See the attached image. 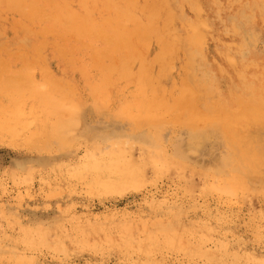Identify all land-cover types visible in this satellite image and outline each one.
Returning a JSON list of instances; mask_svg holds the SVG:
<instances>
[{"label": "rangeland", "instance_id": "obj_1", "mask_svg": "<svg viewBox=\"0 0 264 264\" xmlns=\"http://www.w3.org/2000/svg\"><path fill=\"white\" fill-rule=\"evenodd\" d=\"M7 1L11 2L9 11V7L5 9L9 6V3L6 5ZM7 1L0 0V264H264V169L260 168L261 163H252L250 167L245 165L243 160L252 156L247 157L239 152L234 136L225 128L230 122L225 125L226 120L222 121L229 116L238 117L235 120L232 118L234 124L237 120L236 132L241 130L238 127L240 119L255 117L250 120L264 121V0H162L161 6L170 12L165 14L174 17L168 21L169 27L172 24L170 33L173 32L176 38L172 41L179 48L174 46L170 57L173 62L170 60L166 69H162L161 78L158 68L162 65L153 60L157 49L155 40L133 38L132 46L137 43V51L131 49V45L122 51L143 54L146 61H143L144 58L137 59L146 62L143 63L144 69L153 68L147 69V76L151 79L141 76L124 80L118 71L106 73V69L114 65L109 57L113 55L115 62L122 55V51L107 45L104 40L108 35H115L116 28L104 26L107 28L105 34L99 38L95 37V33L91 35V32L78 35L69 28L66 31L67 26L52 19L54 14L62 10L86 8L85 11L93 13L92 18L98 22L106 16V8L109 7L104 1L109 0H25V4H21V0H15L17 3ZM112 1L116 8L121 7L124 0ZM136 1L142 5L155 0ZM30 2L35 5V8H29L33 10H29L31 16L24 13L28 11ZM19 5L23 8L15 11ZM198 6L199 12L196 10ZM34 11L37 19L33 15ZM161 17L159 25L164 23V16ZM188 25H197L196 28L201 26L198 31L202 33L199 35L200 38L201 35L204 37L191 47L195 52L192 56H188L187 46H181L180 37L185 34L183 32ZM46 30L51 32L47 33ZM58 34H62V38ZM173 34L168 35L171 37ZM176 49L178 51L175 53ZM188 57L192 59L190 62ZM32 59H37L38 64L33 61V65ZM1 60L4 64H1ZM134 60L132 69L141 68L142 71L143 67H139L142 63ZM120 62L116 60V67ZM184 67L187 73L182 70ZM42 69L47 70V73ZM17 76L19 83L15 80ZM9 77H14L12 82ZM24 77L27 81H23ZM154 77L158 79L157 82ZM21 82L28 88L23 87ZM150 82L152 86H149ZM16 83L22 85L18 90L16 87L19 85ZM33 84L43 86L42 92L38 90V95L34 94L37 89L33 90ZM54 84L55 87L49 86ZM143 84H147L146 89H143ZM6 85L11 88L3 91ZM163 85L164 92L161 88ZM183 88L190 92L183 94ZM152 90L156 91L155 96ZM191 90L198 94L199 100L194 98L195 104L192 103L200 108L199 112L212 116L213 120L217 111L221 110L222 115H216L218 118L212 122L207 119L202 121L205 114L200 113V117L196 111L200 119L195 122L197 117L193 115L196 112L191 110L196 107L191 109L193 105L186 104L193 99ZM46 94L52 97L51 103L47 100V104L46 99H43ZM175 98H180L182 103L179 104ZM54 99H58L56 103L60 108ZM165 102H168V111L162 108ZM173 102L176 105L174 110ZM46 104L48 108L43 106ZM100 104L102 109L97 110ZM181 105L185 106L184 110H181ZM206 105L215 111L210 116V109ZM53 108L56 110L54 113ZM79 108L82 113H79ZM61 109L64 112L61 113ZM154 109H157L156 112ZM75 110L78 121L72 117ZM185 110V116L194 113L192 126L189 124L192 120L186 122L191 116L182 122L181 111ZM239 111L241 115L237 113ZM153 113L152 121L155 116L160 118L159 121L157 118L156 122L146 119ZM256 114L261 115H257L261 120H256ZM179 115L182 121L178 117L177 123V117L174 116ZM13 116H17V120ZM68 116L73 121L70 118L71 121L66 123ZM247 120L243 121L246 124H241L244 129L249 127ZM14 121L18 126L11 128L8 124ZM199 121L203 126L201 123L199 126ZM69 124H72V129L68 130ZM254 125L257 127L252 122L251 128H255ZM62 129L63 133L68 130L67 135L64 133L66 136L60 133ZM255 130H252V135L260 131L254 135L256 138L261 135L262 129ZM158 134L160 136L155 137ZM257 138V143L253 141L254 145L264 142L263 136L259 140ZM119 146L123 149L119 150ZM260 146L261 149L263 146ZM259 148L257 151H260ZM148 150L151 152L148 153ZM157 151L160 152L157 157L161 159H157V162L155 156L152 164V154L156 155ZM261 156L263 164L264 158ZM171 157L172 162L176 160L180 167L182 165V170L178 168L180 171L176 172L177 164L169 162ZM260 158L253 160L257 163ZM162 159L170 163L168 167L162 164ZM159 163L161 165L158 166ZM234 177L242 179L249 191L246 187L248 192H245L242 189L244 185ZM211 179H214V184L221 179L225 184L230 182L227 186L235 185V189L229 191L231 186L226 188L225 184L221 185V181L214 185ZM232 182L235 184L232 185ZM210 185L220 187L221 191H216V187ZM213 190L215 193L211 192ZM222 191L227 192V195Z\"/></svg>", "mask_w": 264, "mask_h": 264}, {"label": "bare ground", "instance_id": "obj_2", "mask_svg": "<svg viewBox=\"0 0 264 264\" xmlns=\"http://www.w3.org/2000/svg\"><path fill=\"white\" fill-rule=\"evenodd\" d=\"M5 1H7V0H5ZM11 1V0H10ZM13 1H15V0H13ZM37 1V0H36ZM47 1V0H46ZM85 2H86V0H84ZM89 1H91V0H89ZM206 1V0H205ZM255 1H257V0H255ZM260 1V0H259ZM16 2V1H15ZM21 4H23L24 2H25V0L23 1V0H21ZM47 2H49V0L47 1ZM46 2V3H47ZM51 2V1H50ZM82 2V1H81ZM96 2V1H95ZM118 2V1H117ZM121 2V1H120ZM143 2V1H142ZM161 2H162V0L160 1V0H155V1H153L152 3H150V4H147V3H145V4H138L137 3V1L136 0H124L123 1V4L121 5V7H117L116 6V8H115V6H114V2L112 1V0H109V1H104V4H106V5H108V7L109 8H106V10H108L107 11V14H106V16L104 17V18H102L100 21H95L93 18H92V14H90V11L88 10V12L87 11H85L86 10V8H84L85 10H62V11H59V12H55L56 14H54L53 15V17H52V19H54V22H58V23H60V25H65V26H67L66 27V31H69V30H73L76 34H81V33H87V32H91V35L92 34H94L95 33V37H97V36H100V35H102L103 33L105 34V29H107L106 27H109V28H116V30L117 31H114V33H115V35L113 34V35H108L104 40H106V43H107V45H110V46H113L114 47V49L115 48H118L119 49V51L121 52L122 51V49H125L127 46H132V42H134V41H132V39L133 38H138V39H141V40H144V41H150V40H155V43L157 44V49H156V51H155V53H154V56H153V60L157 63V64H159V63H161L160 65H162L160 68H158V69H160V71H158L159 73H160V76H161V78H162V71L164 72V70L166 69V66H167V64H168V62L171 60V56H172V54H173V49H174V46H176L177 45V43L175 44L172 40L173 39H176L175 38V35L173 34V32L172 33H170L172 30H171V28L170 27H172V24H171V26L169 27V23H168V21L170 20L169 18H172V20H173V18L174 17H170V15H166V14H170V12L168 11V12H166L167 10H166V8L164 7V6H161ZM224 2V1H223ZM241 2H243V1H241ZM9 2L7 1V3H6V5L8 4ZM17 3V2H16ZM29 3V2H28ZM31 3V2H30ZM37 3V2H36ZM65 4H66V2H64ZM84 2H82V4H83ZM98 3V2H97ZM209 3V2H208ZM225 3V2H224ZM11 2L9 3V6H7V7H5V9L6 8H8L9 7V9H7L8 11L11 9ZM25 4V3H24ZM32 4V5H31ZM31 4H28L29 6H28V11L26 12V11H24L23 9L22 10H20L21 11V14H23V12L22 11H24V13L26 14H29L30 15V13L31 12H29V10H31L35 5H33V3H31ZM35 4V3H34ZM80 3H78L77 5H79ZM201 4V3H200ZM205 4V3H204ZM13 5H15V4H13ZM17 5V4H16ZM71 5V4H70ZM85 5V4H84ZM165 5V4H164ZM202 5V4H201ZM20 7L18 8V6H17V9L15 10V11H18L19 9H21V8H23V7H21V5H19ZM23 6V5H22ZM81 6V5H80ZM98 6V5H97ZM215 6V5H214ZM14 7V6H13ZM58 7V6H57ZM60 7H61V5H60ZM76 7V6H75ZM74 7V8H75ZM84 7H86V6H84ZM93 7H95V6H93ZM166 7L167 8H169V6H168V4L166 5ZM210 7V6H209ZM29 8H31V9H29ZM35 8V7H34ZM38 8V7H37ZM66 8H68V7H66ZM198 8H200V6H198L197 7V11L199 12V10H198ZM206 8V7H205ZM221 8V7H220ZM24 9H25V7H24ZM38 9H40V8H38ZM59 9V8H58ZM209 9V8H208ZM215 9V8H214ZM35 10V9H34ZM169 10V9H168ZM31 11H33V10H31ZM36 11L38 12V10L36 9ZM54 11H55V9H54ZM58 11V10H57ZM85 11V12H84ZM197 11H195V12H197ZM3 12V11H2ZM4 12H5V10H4ZM29 12V13H28ZM45 12V11H44ZM95 12V11H94ZM165 12H166V14H165ZM203 12V11H202ZM10 13V12H9ZM20 13V12H19ZM18 13V14H19ZM33 13V12H32ZM35 11H34V13H33V15L35 16ZM172 13V12H171ZM174 13V12H173ZM185 13V12H184ZM201 13V12H200ZM8 14V13H7ZM15 14V13H14ZM13 14V15H14ZM40 14H42L41 12H40ZM39 14V15H40ZM45 14V13H44ZM43 14V15H44ZM176 14H178V13H176ZM192 14V13H191ZM211 14V13H210ZM10 15V14H9ZM29 15H26V16H29ZM32 15V16H33ZM38 15V16H39ZM164 16V23H163V25H159V19L160 18H162L161 16ZM183 15V14H182ZM22 17L23 16H25L24 14L23 15H21ZM31 16V15H30ZM173 16V15H172ZM192 16V15H191ZM222 16H225V15H222ZM100 17V16H99ZM27 17H24L23 19H26ZM45 18V17H44ZM211 18V17H210ZM257 18H259V17H257ZM2 19V18H1ZM21 19V18H20ZM28 19V18H27ZM35 19H37V17L35 16ZM35 19H33V20H35ZM92 19V21L90 22V20ZM96 19V18H95ZM208 19V18H207ZM214 19V18H213ZM7 20H8V18H7ZM32 20V19H31ZM40 20V19H39ZM46 20V19H45ZM48 20V19H47ZM171 20V21H172ZM5 21V20H4ZM23 21V20H22ZM240 21V20H239ZM238 21V22H239ZM26 22V21H25ZM38 22V21H37ZM45 22V21H44ZM61 22L63 23V24H61ZM173 22V21H172ZM2 23V22H1ZM27 23V22H26ZM89 23H91V25L89 24ZM177 23V22H176ZM179 23V22H178ZM184 23V22H183ZM24 24V23H23ZM22 24V26L24 27V25ZM30 24V23H29ZM37 24V23H36ZM40 24V23H39ZM204 24V23H203ZM31 25V24H30ZM41 25H42V23H41ZM168 25V26H167ZM199 25H201V24H199ZM237 25V24H236ZM20 26V25H19ZM35 26V25H34ZM104 26H106V27H104ZM197 26V25H196ZM196 26L195 25H188V27H187V29L183 32V33H185L182 37H180L181 38V40H182V42H181V40L180 39H178V37H177V39L178 40H180V42H181V46L182 47H184V46H187V49L189 50L188 51V56L190 55V56H192L195 52H194V49H192L191 47L193 46V45H195V43H198L199 41L201 42V38H204L203 37V35H201V38H200V35L199 34H201L202 32H200L199 33V31H198V29L200 30V27H198V28H196ZM262 26H264V25H262ZM21 27V26H20ZM23 27H22V29H23ZM37 27V26H36ZM39 27V26H38ZM37 27V28H38ZM203 27V26H202ZM24 28H26V27H24ZM45 28V27H44ZM43 28V29H44ZM49 28V27H48ZM56 28V27H55ZM64 28V27H63ZM69 28V30H67ZM204 28V27H203ZM22 29H20V31L22 30ZM29 29V28H28ZM51 29V28H50ZM54 29V28H53ZM61 29V28H60ZM173 29V28H172ZM249 29V28H248ZM24 30V29H23ZM26 30V29H25ZM45 30V29H44ZM205 30H208V29H205ZM8 31V30H7ZM47 31V30H46ZM63 31H65V30H63ZM109 31V30H108ZM175 31V30H174ZM22 32V31H21ZM25 32V31H24ZM23 32V33H24ZM38 32V31H37ZM40 32V31H39ZM44 32V31H43ZM49 32H51V30L49 31ZM48 31H47V33H49ZM71 32V31H70ZM112 32H113V30H112ZM260 32H262V30L260 31ZM19 33V32H18ZM26 33V32H25ZM35 33V36H36V32H34ZM42 33V32H41ZM46 33V34H47ZM246 33V32H245ZM254 33V32H253ZM43 34V33H42ZM44 34H45V32H44ZM45 34V35H46ZM68 34V33H67ZM66 34V35H67ZM168 34H173L174 35V37H172L173 35H171V37H172V39H171V37L168 35ZM204 34V33H203ZM261 34V33H260ZM18 35H21V34H18ZM38 35H40V33H38ZM49 35V34H48ZM59 35V34H58ZM57 35V37H59L60 36V38H62V34L61 35H59L58 36ZM64 35H65V33H64ZM73 35V34H72ZM90 35V36H91ZM40 36H42V35H40ZM50 36H52V34L50 33ZM55 36V35H54ZM70 36V35H69ZM74 36V35H73ZM72 36V37H73ZM88 36V35H87ZM232 36V35H231ZM234 36V35H233ZM232 36V37H233ZM24 37V36H23ZM48 37V36H47ZM56 37V36H55ZM93 37H94V35H93ZM99 38H101V36L99 37ZM209 38V37H208ZM225 38V37H224ZM27 39V38H26ZM138 39H136V40H138ZM4 40V39H3ZM21 40V39H20ZM28 40V39H27ZM43 40V39H42ZM53 40V39H52ZM56 40H57V38H56ZM66 40V39H65ZM65 40H62V41H65ZM74 40V39H73ZM85 40V39H84ZM59 41V40H58ZM71 41H72V39H71ZM70 41V42H71ZM87 41V40H86ZM97 41H98V39H97ZM177 41V40H176ZM210 41V40H209ZM224 41V40H223ZM27 42V41H26ZM206 42H207V40H206ZM227 42V41H226ZM247 42V41H246ZM42 43V42H41ZM41 43H40V45H41ZM44 43H46V42H44ZM149 43V42H148ZM179 43V42H178ZM212 43V42H211ZM216 43V42H215ZM9 44V43H8ZM11 44V43H10ZM13 44V43H12ZM18 44H19V42H18ZM23 44V43H22ZM26 44V43H25ZM29 44V43H28ZM28 44H27V46H28ZM35 44V43H34ZM51 44V43H50ZM70 44V43H69ZM156 44H154V45H156ZM175 44V45H174ZM246 44V43H245ZM52 45V44H51ZM103 45V44H102ZM134 46H130L131 47V49H134L135 51H137V43L135 44H133ZM136 45V46H135ZM142 46H143V43L141 44ZM140 45V46H141ZM215 45V44H214ZM1 46H2V44H1ZM35 46V45H34ZM46 46H47V44H46ZM54 46V45H53ZM55 46H57L56 44H55ZM63 46V45H62ZM86 46H88V45H86ZM139 46V45H138ZM139 46V47H140ZM141 46V47H142ZM150 46V45H149ZM242 46V45H241ZM3 47V46H2ZM133 47H135V48H133ZM177 47V46H176ZM39 48H40V46H39ZM50 48V47H49ZM146 48V47H145ZM178 48V47H177ZM14 49V48H13ZM21 49V48H20ZM24 49H25V47H24ZM27 49V48H26ZM29 49H31V48H29ZM179 49V48H178ZM178 49H176L175 50V53L178 51ZM28 50V49H27ZM32 50V49H31ZM39 49H37V51L36 52H38V55L40 54L39 53V51H38ZM47 50V49H46ZM104 50V49H103ZM111 50V49H110ZM133 50V51H134ZM208 50V49H207ZM22 51H23V49H22ZM127 51H128V48H127ZM132 51V50H131ZM134 51V53H135V56H136V54H137V56L135 57V56H133V54L134 53H131V52H126V53H124L123 51H122V55H121V57L120 58H116V60L117 59H119V60H121V62H120V65L118 66V67H116V60H115V62H114V59L115 58H113V55H112V57H109V58H112L111 60H113V64L114 65H111V66H109L107 69H106V73H117V71H118V74L121 76V78H123L122 80H124V78H127V79H129V78H133V77H141V76H144V77H147V79H149L148 78V74H147V69L149 68V67H146V69H144L145 68V64H143V63H146V62H143L144 60H145V58H144V56H143V54H141L140 52V54H138V52L136 53ZM262 51H264V50H262ZM35 52V53H36ZM108 52H109V50H108ZM19 53V52H18ZM26 53V52H25ZM29 53V52H28ZM42 53H43V50H42ZM68 53V52H67ZM99 53V52H98ZM174 53V54H175ZM180 53V52H179ZM209 53V52H208ZM230 53V52H229ZM17 54V53H16ZM60 54H62V53H60ZM64 54V53H63ZM103 54V53H102ZM105 54V53H104ZM144 54L146 55V53L144 52ZM264 54V53H263ZM10 55V54H9ZM23 55V54H22ZM68 55V54H67ZM139 55V56H138ZM140 55H142V57L140 56ZM183 55V54H182ZM197 55H198V53H197ZM205 55V54H204ZM259 55V54H258ZM257 55V56H258ZM29 56V55H28ZM35 56V55H34ZM105 56H106V54H105ZM181 56V55H180ZM195 56H196V54H195ZM206 56V55H205ZM19 57L21 58V56L19 55ZM18 57V55H17V58H19ZM39 58L41 57V55L40 56H38ZM67 57V56H66ZM92 57V56H91ZM93 57H95V56H93ZM92 57V58H93ZM133 57H135V59L136 60H141V59H137V57L138 58H144L143 59V61H140L142 64H143V66H142V64L141 65H139V67H143L142 68V71L140 70V69H138V70H133L132 69V64H134V63H132L133 62ZM185 57V56H184ZM208 57V56H207ZM4 58V57H3ZM12 58H15V59H17L16 57H12ZM29 58V57H28ZM43 58V57H42ZM57 58V57H56ZM96 58V57H95ZM100 58V57H99ZM235 58H236V56H235ZM258 58H260V57H258ZM44 59V58H43ZM87 59H88V57H87ZM89 59H91V58H89ZM105 59H107V57H105ZM147 59V58H146ZM188 59H189V62L192 60L191 59V57H188ZM210 59V58H209ZM20 60H22L23 61V59L21 58ZM39 60V59H38ZM94 60V59H93ZM136 60H134V61H136ZM180 60V59H179ZM2 61V60H1ZM28 61V60H27ZM35 62V64L37 63L38 64V62H37V59L36 60H31V62L33 63V65H34V62ZM42 61V60H41ZM45 61V60H44ZM47 61V60H46ZM94 61H96V60H94ZM106 61V60H105ZM146 61V60H145ZM172 62H173V59L171 60ZM228 61V60H227ZM3 62V61H2ZM172 62H171V64H172ZM22 63V62H21ZM29 63H30V61H29ZM49 63H51L50 61H49ZM53 63V62H52ZM95 63V62H94ZM100 63H102V62H100ZM192 63V62H191ZM209 63V62H208ZM1 64H4V62L3 63H1ZM36 64V65H37ZM147 64H148V66H150L149 65V62H147ZM170 64V65H171ZM187 64H189L188 62H187ZM186 64V65H187ZM194 64V63H193ZM233 64H235V62L233 63ZM25 65V64H24ZM23 65V66H24ZM29 65V64H28ZM27 65V66H28ZM97 65H99L98 63H97ZM185 64H184V66H186ZM199 65V64H198ZM211 65V64H210ZM22 66V67H23ZM201 66H202V64H201ZM214 66V65H213ZM4 67V66H3ZM6 67H8V66H5V68ZM12 67V66H11ZM16 67V66H15ZM21 67V66H20ZM50 67V66H49ZM134 67H136V66H134ZM138 67V68H139ZM165 67V68H164ZM173 67V66H172ZM24 68V67H23ZM36 68V67H35ZM45 68V67H44ZM60 68V67H59ZM164 68V70H162ZM212 68V67H211ZM224 68V67H223ZM226 68V67H225ZM238 68V67H237ZM143 69H144V72H146V73H144L143 72ZM152 70L153 68H149V70ZM174 69V68H173ZM213 69V68H212ZM46 71V73H47V70H45V69H42V71ZM55 70V69H54ZM104 70V69H103ZM154 70H155V68H154ZM182 70H186L185 69V67H184V69L182 68ZM226 70V69H225ZM1 71H3V70H1ZM7 71V70H6ZM35 71V70H34ZM43 71V72H44ZM173 71V70H172ZM180 71V70H179ZM4 73H5V71H3ZM170 72V71H169ZM215 72V71H214ZM1 73V72H0ZM14 73V72H13ZM34 73V72H33ZM102 73V72H101ZM185 73H187V70H186V72ZM190 73V72H189ZM217 73V72H216ZM228 73V72H227ZM26 74H29L28 72L26 73ZM26 74H24V75H26ZM31 74V73H30ZM149 74H151L152 75V73H149ZM19 75V74H18ZM97 75V74H96ZM108 75V74H107ZM150 75V76H151ZM173 75V74H172ZM215 75V74H214ZM217 75V74H216ZM231 75V74H230ZM23 76V75H22ZM21 76V77H22ZM27 76V75H26ZM31 76V75H30ZM33 76V75H32ZM59 76V75H58ZM20 77V78H21ZM158 78H160L159 76H157ZM7 78V77H6ZM14 78V77H13ZM12 77H9L8 79L9 80H11V79H13ZM17 78V79H16ZM30 78V77H29ZM174 78V77H173ZM231 78V77H230ZM7 79V82L9 81ZM19 79V77L17 76V77H15V80H17V83H19L20 81L18 80ZM24 80L23 81H27L26 79H25V77L23 78ZM38 79V78H37ZM151 79V78H150ZM164 79V78H163ZM166 79V78H165ZM232 79V78H231ZM34 80H36V79H34ZM108 80V79H107ZM139 80V79H138ZM156 80V82L158 81V79L156 78V77H154V81ZM233 80V79H232ZM4 81H6V79H5V77H4ZM19 81V82H18ZM52 81V80H51ZM140 81V80H139ZM149 81V80H148ZM151 81V80H150ZM182 81H184V80H182ZM11 82H12V80H11ZM52 82H54V81H52ZM58 82V81H57ZM155 82V84H157ZM159 82H160V80H159ZM158 82V83H159ZM14 83V82H13ZM15 84V85H19V87L17 88L16 87V89L18 90L19 88H21V83L20 84ZM28 83H30V82H28ZM28 83H27V85H28ZM48 83V82H47ZM56 83V82H55ZM141 83V82H140ZM183 83V82H182ZM185 83H186V81H185ZM235 83H236V80H235ZM23 84V87H25L26 88V85L24 84V83H22ZM49 84V83H48ZM53 84V83H52ZM104 84V83H103ZM132 84V83H131ZM149 84V86L151 85L152 86V84H151V82L150 83H148ZM1 85V84H0ZM21 85V86H20ZM34 85V84H33ZM55 85L56 84H54V85H49V86H54L55 87ZM118 85V84H117ZM146 85L147 84H143V86H144V88L143 87H141L142 86V84H141V90H143V89H146L147 87H146ZM185 85H189V84H185ZM5 86V85H4ZM14 85H12V83H11V87H13ZM62 86H63V84H62ZM61 86V87H62ZM157 86V85H156ZM2 87V86H1ZM10 87V85H9V89L11 88ZM46 87V86H45ZM189 87V90L191 89L190 88V86H188ZM204 87V86H203ZM202 87V88H203ZM3 88V87H2ZM7 88V85H6V87L3 89V91L5 90V89H8ZM28 88V87H27ZM26 88V89H27ZM104 88V87H103ZM106 88H110V87H106ZM143 88V89H142ZM154 88V87H153ZM161 88H163V92H164V85H163V87H161ZM13 89V88H12ZM24 89V88H23ZM22 89V90H23ZM37 89V91H35ZM63 89H64V86H63ZM69 89V88H68ZM184 89V88H183ZM193 89V88H192ZM13 90H15V89H13ZM33 90L35 91L34 92V94L36 93H38L39 94V91H41L42 92V90H43V86H40V85H34L33 86ZM39 90V91H38ZM49 90V89H48ZM154 90H155V88H154ZM154 90H152V91H154ZM185 90V89H184ZM188 90V89H187ZM187 90H185V92L183 91V94H185V93H188V92H190V91H187ZM2 91V92H3ZM16 91V90H15ZM44 91H46L45 89H44ZM52 91V90H51ZM54 91V90H53ZM56 91V90H55ZM60 91V90H59ZM138 91V90H137ZM192 91V90H191ZM11 92V91H10ZM19 91H17V93H18ZM26 92V91H25ZM41 92H40V94H41ZM194 94H192L193 96H191V98H193V99H190V98H188V100L190 99V100H192L191 102H189V103H186V104H190L189 106H191V105H193V106H191V109L193 108V107H196L194 104V98L196 99H198L199 97H198V94H195V92L194 91H192ZM237 92V91H236ZM5 93V92H4ZM16 93V94H17ZM27 93V92H26ZM44 93V92H43ZM113 93V92H112ZM142 93V92H141ZM155 93H156V91H154L153 92V94H154V96H155ZM24 94V93H23ZM33 94V95H34ZM37 94V95H38ZM139 94V93H138ZM152 94V95H153ZM190 94V93H189ZM188 94V97H190V95ZM202 94V93H201ZM8 95V94H7ZM21 95V94H20ZM19 95V96H20ZM30 95V94H29ZM43 95V94H42ZM64 95V94H63ZM66 95H67V93H66ZM69 95V94H68ZM146 95V94H145ZM197 95V97H195ZM205 95V94H204ZM225 95V94H224ZM14 96V95H13ZM23 96V95H22ZM21 96V97H22ZM36 95H34V97H35ZM57 96V95H56ZM163 96H164V94H163ZM182 96V95H181ZM180 96V97H181ZM213 96V95H212ZM38 96H36V98H37ZM153 97V96H152ZM27 98V97H26ZM33 98V97H32ZM31 98V99H32ZM51 96L50 95H48V94H46V96H44V98L43 99H46V101L48 100V101H50V103H51ZM65 98V97H64ZM164 98V97H163ZM6 99H7V97H6ZM31 99H30V101H31ZM143 99V98H142ZM176 99V101L178 100L177 98H175ZM206 99H207V97H206ZM206 99H204V100H206ZM16 101L15 102H17V99H15ZM22 100H24V99H22ZM42 100V99H41ZM55 100V103H56V101H58V99L56 100V99H54ZM96 100V99H95ZM199 100V99H198ZM200 100L202 101V96L200 95ZM6 101V100H5ZM11 101V100H10ZM27 101H29V100H27ZM48 101L46 102L47 104H48ZM60 101V100H59ZM65 101V100H64ZM174 101V100H173ZM179 104L180 103H182V101L180 102V98H179ZM177 101V102H178ZM200 101V102H201ZM4 102V101H3ZM2 102V103H3ZM34 102V101H33ZM63 102V101H62ZM96 102H97V100H96ZM129 102V101H128ZM176 102V104H178ZM194 104H193V103ZM21 103V102H20ZM19 103V104H20ZM30 103V102H29ZM42 103H45V102H43L42 101ZM49 103V104H50ZM53 103H54V101H52V105H53ZM170 103V102H169ZM22 105L24 104V103H21ZM20 104V105H21ZM47 104L46 105H43V106H46L47 107ZM98 104V103H97ZM145 104V103H144ZM161 105H162V103H160ZM197 104H199V101H198V103ZM204 104H206L205 103V101H204ZM16 105V104H15ZM52 105L50 106V107H52ZM56 105H58L59 106V108H60V105L59 104H57L56 103ZM56 105H54V106H56ZM62 105V104H61ZM152 104H150L149 106H151ZM153 105H154V103H153ZM173 110H174V108H175V102H173ZM187 105V106H188ZM257 105V104H256ZM255 105V106H256ZM10 106V105H9ZM49 106V105H48ZM154 106H156V105H154ZM182 106V105H181ZM184 106V105H183ZM183 106L181 107V110L183 109L184 110V108H185V106H184V108H183ZM186 106V107H187ZM253 107V109L254 108H256V107ZM64 107V106H63ZM95 107V106H94ZM102 107V105L100 104L99 106H98V109L97 110H99V108L100 109H102L101 108ZM147 107V109H148V105L146 106ZM159 107V106H158ZM157 107V108H158ZM250 107V106H249ZM249 107H248V109H249ZM252 107V106H251ZM250 107V109H252ZM48 108V107H47ZM46 108V109H47ZM69 108V107H68ZM75 108V107H74ZM77 108V107H76ZM95 108H97V107H95ZM94 108V109H95ZM154 108V107H153ZM153 108L151 109V111H153ZM160 108V107H159ZM162 108L164 109V110H166V111H168L167 109L169 108V105H168V102H165L163 105H162ZM162 108H161V110H162ZM171 108V107H170ZM206 108H208V109H210L209 111H210V113L211 112H215V111H211V108H209L207 105H206ZM7 109V108H6ZM32 109V108H31ZM45 109V108H44ZM45 109V110H46ZM78 109V108H77ZM80 109L81 108H79V113L81 112L80 111ZM187 109V108H186ZM197 109V110H196ZM250 109H249V111H250ZM258 109H260V108H258ZM16 110V109H15ZM19 110V109H18ZM54 110V108L52 109V111ZM65 110V109H64ZM155 110V112H156V110L157 109H154ZM180 110V109H179ZM215 110V109H214ZM218 109H216V111H217ZM255 110V109H254ZM7 111V110H6ZM10 111V110H9ZM48 111H50V110H48ZM47 111V112H48ZM56 110H54L53 111V113L55 112ZM57 111H58V108H57ZM65 111H67V109L65 110ZM68 111H70V110H68ZM71 111H73V110H71ZM172 111V110H171ZM190 111V110H189ZM191 111H201L200 110V108L198 109L197 107L196 108H194V109H192ZM209 111L207 112V114L209 113ZM225 111V110H224ZM256 111H258V110H256ZM255 111V112H256ZM262 111V110H261ZM263 111H264V109H263ZM26 112V111H25ZM40 113H41V111H39ZM46 112V114H49V113H47ZM58 112H60V110L58 111ZM62 112H64L62 109H61V113ZM83 112V111H82ZM81 112V113H82ZM184 112H186V110L185 111H181V113H182V115H181V117L184 119L183 121L181 120L182 118L180 117V115L179 116H174V117H177V123H178V121H179V119H178V117H180V120L182 121V122H184L185 121V118H189L190 116L192 117V114H194V113H190V115H187V116H189V117H187V116H185L186 114L184 113ZM196 112V115L194 114L193 115V117L194 116H196L197 117V119H195V118H189V119H187L188 121H186L187 123H189L190 122V120H192V119H195L194 121L195 122H198L197 120H199L200 119V117L202 116L200 113H203V112ZM219 112V113H218ZM251 112H254V111H251ZM259 112V111H258ZM30 113H31V111H30ZM29 113V114H30ZM53 113H52V115H53ZM60 113V114H61ZM74 115L73 114H71V115H73L72 117H73V119L74 118H77L76 116H77V114H76V110L74 111ZM79 113H78V116H79ZM145 113H147V111L145 112ZM185 115H184V114ZM197 113L199 114V118H198V115H197ZM209 113V116L210 115H212V113L210 114ZM229 113V112H228ZM237 113H239L240 114V111L239 112H237ZM237 113L235 114V116H237ZM243 113H245V112H243ZM249 113V112H248ZM260 113V112H259ZM19 114V113H18ZM22 113H20L19 115H21ZM203 114H205V113H203ZM220 114V116L222 115V112H221V110H219V111H217V113L215 114L214 113V115H213V117H216V118H218L216 115H219ZM224 114H226V113H223V115ZM238 114V115H239ZM252 114V113H251ZM5 115V114H4ZM69 115V114H68ZM84 115V114H83ZM119 115V114H118ZM146 115V114H145ZM153 116H151V114H150V116H151V118H150V116H149V118L147 117L146 119H149L151 122H156V120L158 119V121H159V119L160 118H157V116H155L156 118H155V120H153L152 121V119H154V113L152 114ZM167 115V114H166ZM241 115V114H240ZM245 115H246V113H245ZM245 115H244V117H245ZM249 115V114H248ZM257 115H259V114H256V120H261V119H259V117L262 115V113H261V115H259V117L257 116ZM7 116H9V115H7ZM12 116V115H11ZM49 116H50V114H49ZM59 116V115H58ZM66 116V115H65ZM65 116H64V118H65ZM70 116V115H69ZM69 116H68V118H67V122L66 123H68L69 122V120L71 121V119L69 118ZM120 116V115H119ZM118 116V117H119ZM161 116V115H160ZM159 116V117H160ZM205 116H207V118L205 117ZM255 116V115H254ZM14 117V120H17V116H13ZM29 117V116H28ZM31 117V116H30ZM52 117V116H51ZM145 116H143V118H144ZM153 117V118H152ZM162 117V116H161ZM231 117V118H230ZM240 117V116H239ZM249 117H251V116H249ZM249 117H247V118H249ZM263 117V116H262ZM123 119H124V116L122 117ZM202 118L203 119H201L202 121L203 120H206L207 119V121H211V120H213L212 119V116L211 117H208V115H203L202 116ZM205 118V119H204ZM208 118H209V120H208ZM215 118V119H216ZM229 118H230V120H229ZM232 118H233V116H229V117H227V119H225L224 118V120H222V121H225L226 122V124L225 125H227V124H229V122H230V124H231V122H232ZM238 118V117H237ZM237 118H233L234 120L235 119H237ZM243 118V117H242ZM253 117H251V118H249L248 120H247V124H249L248 126V128L249 129H251V132H250V130L248 129V128H246V129H244L245 127H244V125H243V127L241 126V124H246V122L244 123L243 121H246V120H238L239 122H241V124L239 123L238 124V127H240V129L241 130H238L239 132H236L237 131V120H236V122H235V124L233 123L234 122V120H233V122H232V125H228V126H226L225 128L227 129V131H228V133L231 135V136H234L233 137V140H234V143H235V145L237 146V149L239 150V152L241 151L242 153H244V155H246L247 157H249V156H252V157H250V158H246L245 160H243V162L245 163V165L246 166H248V167H250V166H252L251 164L252 163H255L256 165H260V163H261V169H264V162H263V164H262V160H261V158H260V156L261 157H263L264 158V156H263V153L262 152H264V142L262 141V143H260V141H258L259 143H260V145H254V142L253 141H255V139L258 137V136H256V138L254 137V135L256 134V135H258V133L260 132V131H257V129H262V133H261V135H259V137L261 138V136H263L264 137V131H263V127H264V125H263V127H262V124H264V121H260V122H262V124L260 123V122H257V121H252L253 119H255V117L252 119ZM21 119V118H20ZM73 119H72V121H73ZM135 119H137V118H135ZM214 119V120H215ZM250 119H252V120H250ZM263 119V118H262ZM63 120V122H64V119H62ZM76 120V119H75ZM131 120V119H130ZM161 120H163V119H161ZM160 120V121H161ZM213 120V121H214ZM55 121V120H54ZM58 121V123H59V126H60V122L59 121H61V119H59V120H57ZM77 121H78V118H77ZM137 121V120H136ZM173 121V120H172ZM174 121H175V119H174ZM194 121L192 120V122H190L189 124L191 125L192 123H194ZM205 122V124L206 123H208V122ZM229 121V122H228ZM249 121V122H248ZM149 122V121H148ZM182 122H180V123H182ZM212 122V121H211ZM252 122H255L256 123V125H257V127L255 126V128H251V127H253V126H250V124L252 125ZM11 123V122H10ZM32 123V122H31ZM202 125H201V124ZM257 123H259V125L257 124ZM57 124V123H56ZM55 123H54V125H56ZM79 124V123H78ZM77 124V125H78ZM182 124H185L186 126H188L189 124H186V123H182ZM197 125H198V123H196ZM261 124V125H260ZM11 128H16L17 126H18V124L14 121L13 123H11V124H8ZM53 125V126H54ZM62 125V124H61ZM66 125V124H65ZM70 125H72V124H69V128H67L68 130L71 128L72 129V127L70 126ZM144 125V124H143ZM197 125H196V127H197ZM203 126V123L201 122V121H199V126ZM58 126V127H59ZM136 126H137V124H136ZM192 126V125H191ZM224 126V125H223ZM76 127V126H75ZM195 127V126H194ZM234 127L236 128V129H234ZM260 127H262V128H260ZM52 128V127H51ZM55 128V127H54ZM57 128V127H56ZM60 128V127H59ZM63 128V127H62ZM77 128H78V126H77ZM140 128H142V125H141V127ZM198 128V127H197ZM242 128H243V130H242ZM46 129H48V128H46ZM74 129V128H73ZM226 129H224L225 131H226ZM254 129H256L255 131H257L254 135H252L251 133H253L254 132ZM68 130L66 131V129H65V131L66 132H68ZM74 130H76V129H74ZM245 130H246V133H245ZM249 130V131H248ZM252 130H253V132H252ZM3 131V130H2ZM56 132H58L57 130H55ZM60 131V130H59ZM73 131V130H72ZM66 132H64L66 135H67V133ZM74 133H75V131H73ZM248 132V133H247ZM47 132H45V134H46ZM61 134H64L63 133V129H62V131L60 132ZM70 133V132H69ZM250 133V134H249ZM44 134V135H45ZM64 134V135H65ZM161 134V133H160ZM65 135V136H66ZM71 135H72V133H71ZM70 135V136H71ZM163 135V134H162ZM162 135H161V137H162ZM165 135V134H164ZM163 135V136H164ZM250 135H252L253 136V138H255L254 140H253V138H252V136H250ZM15 136V135H14ZM65 136H61V137H65ZM69 136V135H68ZM72 136H74V134L72 135ZM160 135L158 134V136H156L155 135V137H159ZM230 136V137H231ZM58 137V136H57ZM75 138H76V136H74ZM79 137V136H78ZM259 137L257 138L258 140H259ZM59 138V137H58ZM65 138H68V140L70 139V137H65ZM72 139H73V137H71ZM252 138V139H251ZM62 139V138H61ZM60 139V140H61ZM153 140V139H152ZM46 141V140H45ZM59 141V140H58ZM63 141V140H62ZM67 141V140H66ZM72 141V140H71ZM130 141V140H129ZM158 141V140H157ZM48 142V141H47ZM46 142V143H47ZM70 142V141H69ZM165 142V141H164ZM256 142V141H255ZM124 143V142H123ZM257 143V142H256ZM113 144V143H112ZM125 144H126V142H125ZM166 144V143H165ZM263 144V145H262ZM256 146V150L254 149L255 147L254 146ZM259 146L260 147H262L261 149L259 148ZM133 147V146H132ZM138 147V146H137ZM136 147V148H137ZM126 148V147H125ZM257 148H259L260 149V151L258 150L257 151ZM100 149H101V147H100ZM107 149V148H106ZM115 149H116V146H114V152H116L115 151ZM122 150L123 149V147H121L120 148V146H119V150ZM127 149V148H126ZM142 149V148H141ZM262 149H263V151H262ZM246 150V151H245ZM125 151V150H124ZM139 151V150H138ZM149 152L148 153H150L151 151L150 150H148ZM262 151V152H261ZM158 153H156V155H154V154H152V157H151V161H153L152 160V158L154 159V161H155V158H156V160L158 159H161V158H158L157 157V155H159V151H157ZM112 153H113V151H112ZM143 153V152H142ZM152 153H155V151L153 152V150H152ZM162 153V152H161ZM260 153H262L261 155H259ZM114 154V153H113ZM164 154V153H163ZM148 155H150V154H148ZM165 155V154H164ZM156 156V157H155ZM166 156V155H165ZM169 156V155H168ZM167 156V157H168ZM255 156H258L260 159L258 160L257 159V163L256 162H254V160L253 159H255V158H258V157H255ZM149 157V159H150V156H148ZM148 157H147V159H148ZM155 157V158H154ZM255 157V158H254ZM142 158V157H141ZM262 158V159H263ZM170 159V160H169ZM168 160H169V162H172V160H173V158L171 157V158H169ZM117 160V159H116ZM157 160V162H159ZM264 160V159H263ZM154 161L152 162V164L154 163ZM163 161V159L161 160V162ZM256 161V160H255ZM147 162H148V160H147ZM157 162H155V164H157ZM160 162V163H161ZM169 162H166L167 163V165H166V163H165V161H163L162 162V164L164 163L165 164V167H168V164H170ZM174 162V163H173ZM172 163H173V165H175V162H176V160H174ZM178 162V161H177ZM176 162V167H177V171L176 172H179L180 171V169H181V167H182V165H181V167L179 166L180 164L179 163H177ZM158 164V166L159 165H161V164ZM171 163V164H172ZM255 164H253V165H255ZM115 165V164H114ZM172 165V166H173ZM255 165V166H256ZM163 166V165H162ZM179 166V167H178ZM254 166V167H255ZM164 167V166H163ZM170 167V166H169ZM189 167V166H188ZM263 167V168H262ZM178 168H180L179 170H178ZM186 168V167H185ZM259 168V167H258ZM54 170V169H53ZM163 170V169H162ZM182 170V169H181ZM170 174V173H169ZM177 174V173H176ZM192 175V174H191ZM175 176V175H174ZM178 176V175H177ZM180 176V175H179ZM178 176V177H179ZM183 177V176H182ZM213 178V177H212ZM215 178V180H217V178L216 177H214ZM191 179H192V177H191ZM234 179L235 180H238V182H243L242 181V179H240V178H235L234 177ZM239 179H240V181H239ZM258 179V178H257ZM260 179V178H259ZM185 180V179H184ZM190 180V179H189ZM211 180H213V181H211V182H213V184H214V179H211ZM222 180V179H221ZM220 180V181H221ZM244 180V179H243ZM220 181L218 182V183H220ZM225 181V180H224ZM228 181H230V180H228ZM227 181V182H228ZM232 181V180H231ZM122 182H126V180H122ZM192 182H194V181H192ZM222 182V181H221ZM216 183H217V181H216ZM216 183L214 184V185H216ZM217 183V184H218ZM230 183V182H229ZM229 183H227V184H225V182L223 183H221V185L222 186H224V184L226 185V188L228 187L227 185L229 184ZM245 183V182H244ZM244 183H242V185H244V188H242V189H245V192L248 190L249 191V187L246 185V184H244ZM210 184H212V183H210ZM235 183H233L232 182V185H234ZM135 185V184H134ZM192 185V184H191ZM214 185H212V186H214ZM220 185V186H221ZM193 186V185H192ZM211 186V185H210ZM211 186V187H212ZM231 186V185H230ZM229 186V187H230ZM237 186H238V184H237ZM189 187V186H188ZM214 187H216L215 188V190L217 191H219L221 188L220 187H217V186H214ZM228 187V188H229ZM246 187H247V190H246ZM193 188V187H192ZM219 188V189H218ZM231 188L232 189H230L229 188V191H231L232 192V190L233 189H235V185L234 186H231ZM237 188V187H236ZM241 189V190H242ZM262 189H263V187H262ZM127 190V189H126ZM206 190V189H205ZM208 190V189H207ZM215 190H213V191H211V192H214ZM240 190V191H241ZM209 191H210V189H209ZM221 191V190H220ZM225 191H227V190H225ZM236 190H234V192H235ZM247 191V192H248ZM231 192H229V193H231ZM215 193V192H214ZM221 193H224L223 191L221 192ZM227 192H225L224 193V195H227L226 194ZM231 195V194H230ZM232 195H234V194H232ZM198 196V195H197ZM162 234V233H161ZM151 238V237H150ZM153 239V238H152ZM151 239V240H152Z\"/></svg>", "mask_w": 264, "mask_h": 264}]
</instances>
